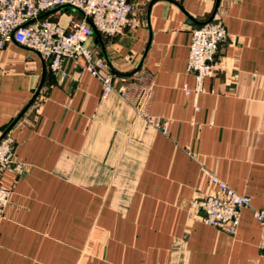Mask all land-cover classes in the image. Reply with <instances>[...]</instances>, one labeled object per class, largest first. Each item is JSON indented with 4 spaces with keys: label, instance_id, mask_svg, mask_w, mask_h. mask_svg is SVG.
I'll use <instances>...</instances> for the list:
<instances>
[{
    "label": "crops",
    "instance_id": "crops-1",
    "mask_svg": "<svg viewBox=\"0 0 264 264\" xmlns=\"http://www.w3.org/2000/svg\"><path fill=\"white\" fill-rule=\"evenodd\" d=\"M130 1L131 27L86 42L112 73L106 94L70 59L61 79L26 46L0 49V135L25 162L0 173V264H264V0ZM213 17L227 38L187 94L192 30ZM211 175L250 197L234 234L191 207L219 191Z\"/></svg>",
    "mask_w": 264,
    "mask_h": 264
},
{
    "label": "built area",
    "instance_id": "built-area-1",
    "mask_svg": "<svg viewBox=\"0 0 264 264\" xmlns=\"http://www.w3.org/2000/svg\"><path fill=\"white\" fill-rule=\"evenodd\" d=\"M68 7L79 12V18L66 23L53 19L47 13ZM136 5L130 0H0V49L7 42L26 46L48 62L50 69L65 78V59L82 66L103 83L104 93L114 89L112 73L103 57L88 47L87 40L95 33L108 36L122 34L132 26ZM43 16V14H45ZM227 31L221 19L211 18L192 30L187 60V71L195 76L193 89L185 88L187 94L196 96L204 90L203 80L213 74L220 45L226 40ZM148 125L167 132L165 122L152 114H145ZM25 162L15 153V140L8 134L0 135V173L11 170L21 173ZM211 182L219 187L214 194L197 196L191 207L202 212L203 222L234 234L240 221V212L250 206V197L231 189L216 175ZM12 188L0 185V214L9 204ZM256 221L264 230V208H253ZM264 257V240L261 244Z\"/></svg>",
    "mask_w": 264,
    "mask_h": 264
},
{
    "label": "water",
    "instance_id": "water-1",
    "mask_svg": "<svg viewBox=\"0 0 264 264\" xmlns=\"http://www.w3.org/2000/svg\"><path fill=\"white\" fill-rule=\"evenodd\" d=\"M59 9H65V7H59V8H56V9H54V10H59ZM53 11V10H52ZM95 33H97L98 34V32L95 30ZM41 86H42V84H41ZM40 86V87H41ZM38 92H39V90L37 91V93H36V95L38 94ZM13 123H15V122H13ZM5 133H7V131H5L3 134H5ZM2 134V135H3Z\"/></svg>",
    "mask_w": 264,
    "mask_h": 264
},
{
    "label": "trees",
    "instance_id": "trees-1",
    "mask_svg": "<svg viewBox=\"0 0 264 264\" xmlns=\"http://www.w3.org/2000/svg\"><path fill=\"white\" fill-rule=\"evenodd\" d=\"M46 15V13L45 14H43V16H45Z\"/></svg>",
    "mask_w": 264,
    "mask_h": 264
},
{
    "label": "rangeland",
    "instance_id": "rangeland-1",
    "mask_svg": "<svg viewBox=\"0 0 264 264\" xmlns=\"http://www.w3.org/2000/svg\"><path fill=\"white\" fill-rule=\"evenodd\" d=\"M67 8V7H66ZM66 8H65V10H66Z\"/></svg>",
    "mask_w": 264,
    "mask_h": 264
}]
</instances>
